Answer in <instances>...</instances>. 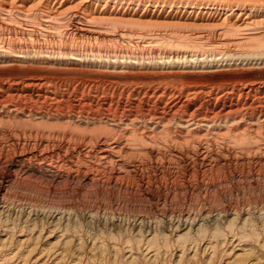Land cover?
Segmentation results:
<instances>
[{
    "label": "bare ground",
    "instance_id": "obj_1",
    "mask_svg": "<svg viewBox=\"0 0 264 264\" xmlns=\"http://www.w3.org/2000/svg\"><path fill=\"white\" fill-rule=\"evenodd\" d=\"M74 1L0 0V67L80 63L93 67L86 70L95 73L143 70L159 77L133 83L34 74L0 77V141L11 138L14 155L18 146L21 150V156L11 157V165L0 177V213L6 210L9 189L19 179L31 180L36 172L53 176L66 161H79L70 146L62 150L58 145L76 141L78 134L97 147L89 152L88 160L106 167H121L129 154L145 156L162 148L175 152L176 157L193 150L201 159H213L215 152L219 156L220 149L240 155L264 152V81L206 87L178 85L171 78L179 70L204 75L232 66H264V0L238 4L229 0H78L72 5ZM188 20L208 29L210 35L199 33L190 39L130 26L189 24ZM6 156L7 150L0 145V164ZM206 212L200 213L202 221L213 218ZM191 216L183 214L185 225L194 219ZM15 229L0 221L4 235L13 237ZM174 229L182 237L179 227ZM21 239L19 247L26 242ZM248 240L236 238L235 242L246 245ZM212 241L205 246L215 252L220 241ZM18 250L1 254L0 263L11 257L25 258Z\"/></svg>",
    "mask_w": 264,
    "mask_h": 264
},
{
    "label": "rangeland",
    "instance_id": "obj_2",
    "mask_svg": "<svg viewBox=\"0 0 264 264\" xmlns=\"http://www.w3.org/2000/svg\"><path fill=\"white\" fill-rule=\"evenodd\" d=\"M235 1L229 0L227 3L238 4L243 0ZM76 2L78 0L71 4L74 5ZM190 22L179 25L157 23L144 28L130 26L133 29L139 28L137 30L165 32L172 36L187 35L191 36L190 39L199 33L206 35L211 33L202 26L201 28L192 23L191 25ZM16 65L0 67V77L7 80L10 76L12 79L15 75L34 74L61 78L70 76L69 78L79 81L93 78L116 79L123 83L150 82L159 77L155 73L143 70L137 73L132 71L115 74L95 73L86 70L93 67L80 63L70 65L58 63L50 67L46 63ZM260 66H252V69L245 65L232 66L227 70L221 69L222 73L204 75L180 73L179 70L172 73L171 78L173 81L178 80L176 81L178 85L205 84L206 87L225 82L228 85L248 80L261 82L264 81V66ZM198 103L193 107L198 106ZM82 136L78 134L76 141L70 144L58 143L62 150L70 146V151L76 158L79 157V161L69 164L66 161V165L57 169L53 176L36 172L33 179L23 181L19 179L14 187L9 189L6 210L3 214L0 213V221L2 226L15 225L17 229L16 236L13 237H9L10 234L4 235L6 231H0V255L19 249L18 251L21 254L25 253L26 256L19 260L11 257L6 260L9 263L6 261L1 263L264 264V152L240 155L231 150L220 149L219 156L215 154L216 152L213 154L216 158L201 159L193 150L191 153L185 152L176 157L175 152L167 148L165 152V148H162V151H151L145 156L138 153L140 157L129 154L123 158V167L117 165L106 167L88 160L89 152H95L97 147L93 148L91 143L84 142L82 139L86 136ZM3 140L0 141V145L7 150V156L4 158L5 163L2 161L0 164V177L6 166L8 168L11 165V159L15 160L21 156L19 146L17 148L19 152L14 155L11 138ZM77 153L81 155L77 156ZM74 165L77 166L76 169ZM119 167L121 169H118ZM21 173L18 171L20 178ZM206 211L208 213L210 211L213 218L202 221L201 214ZM218 212L222 215L217 216V220ZM185 213L194 218L186 225L182 217ZM243 214L246 217L249 215L250 218L248 216L246 221ZM175 226L179 227L178 233H181L183 238H178ZM19 232L21 235H18ZM186 232L187 237L184 236ZM234 236L235 238H232ZM216 237L221 240L219 238L216 240ZM236 238L243 242L249 239L250 242L246 246L245 243L235 242ZM19 239L26 240L22 247L17 245L22 243L18 241ZM207 241L214 244L216 241L223 242L215 244V253L214 248L213 251L212 248H206ZM30 249L32 250L28 255ZM156 250L159 255L156 254Z\"/></svg>",
    "mask_w": 264,
    "mask_h": 264
}]
</instances>
